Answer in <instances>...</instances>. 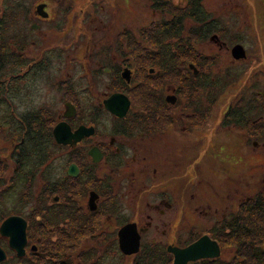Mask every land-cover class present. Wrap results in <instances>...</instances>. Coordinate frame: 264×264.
<instances>
[{
  "label": "flooded vegetation",
  "instance_id": "flooded-vegetation-1",
  "mask_svg": "<svg viewBox=\"0 0 264 264\" xmlns=\"http://www.w3.org/2000/svg\"><path fill=\"white\" fill-rule=\"evenodd\" d=\"M21 1L0 0V264H175L177 250L209 235L195 223L208 225L213 208L229 211L220 197L224 187L242 195L230 215L264 197V162L253 160L264 158L259 70L250 65L230 73L218 64L224 56L230 67L251 64L246 47L240 44L247 57L235 59L239 43L229 44L220 30L208 44V20L199 24L195 15L183 18L182 30L199 24L203 40L165 42L166 24L180 27L182 15L155 9L150 0L141 16L133 15V0H88V12L72 10V0H39L34 10ZM172 2L187 7V0ZM6 50L14 57L10 76ZM249 72L237 90L249 97L222 113L198 102L197 88L228 90ZM53 92L60 95L56 103ZM6 111L17 125L20 117L25 121L8 135ZM209 114L222 129L216 147L208 141ZM60 124L66 143L55 135ZM209 151L218 159L210 165L216 174L237 167L240 177L258 176L259 186L234 187L239 176L230 175V183L219 177L214 195L220 200L204 199L212 192ZM198 180H206L205 188ZM226 216L215 222L226 224ZM209 236L221 250L214 259L222 258L220 241Z\"/></svg>",
  "mask_w": 264,
  "mask_h": 264
},
{
  "label": "rangeland",
  "instance_id": "rangeland-1",
  "mask_svg": "<svg viewBox=\"0 0 264 264\" xmlns=\"http://www.w3.org/2000/svg\"><path fill=\"white\" fill-rule=\"evenodd\" d=\"M74 7L72 10H79L80 8H85L86 12L90 10H92V7H90V2H88V0H72ZM135 1H139V2H135ZM39 2V0H22L21 3L24 6L29 5L30 8H32V10L35 9V6L37 5V3ZM24 6V7H25ZM203 6L206 10V12L208 13V11L211 12L212 17L217 18L218 21V26H219V30L221 31L222 37L225 41H227L229 44H234V43H239L242 44L244 47H246L249 51V53L251 54V64H242L239 65L237 67H233L230 65L232 64L230 62V57H223V59L220 58L218 59V64H221L220 66L227 72V69H230V73H234L236 72V70H247L250 65L252 67H250L249 69L252 71L254 70H259L256 75H255V82H260V91L264 90V0H203ZM133 11L137 12L134 13L133 15L136 16H141V15H148V10H147V4L144 0H133ZM88 9V10H87ZM211 16V15H210ZM211 17V18H212ZM206 42V41H205ZM202 43V42H201ZM207 43H211L210 39L208 37ZM211 49V47H208V50ZM199 50H205V48H200ZM205 52V51H203ZM12 52H9V54ZM230 58V59H229ZM7 61V60H6ZM8 62V61H7ZM201 61H199L200 63ZM9 63V62H8ZM233 68V69H232ZM248 69V70H249ZM223 74V73H222ZM216 74L217 78H216V83L220 82V77H223L225 74ZM250 75V72L247 73V75ZM245 75V74H244ZM242 76V79L239 82H236L234 84H232V88L230 89H226L225 87H220L217 90L214 89L212 92L208 89V91L205 92V90L202 92L201 90L203 88H198L199 91H197L198 96H200L202 99V103L203 105H208V108H217L219 113H222L224 111V109L228 106L229 103H235V100L238 98H245V97H249V95H246L244 93H238V87L239 85L244 82L246 79H249L250 76ZM213 76H215V73L213 72ZM234 78H232V80H238L237 75H232ZM254 76V75H251ZM225 78V77H224ZM252 78V77H251ZM204 78H202V80H197L196 81V86H200V84L204 83L203 81ZM231 80V81H232ZM253 80V79H251ZM229 85V84H228ZM44 87L41 86V90L42 93H39L41 99L44 101V98L46 99V101H49V97L48 95L45 93V90H43ZM197 89V90H198ZM259 90H254V92H258ZM202 92V93H201ZM208 93V97L206 98V95ZM200 94V95H199ZM59 94L53 92L52 93V97H54L53 101L56 103L58 98H59ZM16 97V96H15ZM51 97V98H52ZM217 98V99H215ZM219 98V99H218ZM39 97H36V103L37 104L39 102ZM40 99V100H41ZM208 99L205 103V100ZM15 100V99H14ZM22 102V101H21ZM19 104V108H23L22 104ZM25 107V106H24ZM5 114L4 113V118H5ZM222 116L219 118L221 120ZM6 124L7 119H4ZM213 117L209 114L208 115V123H205L208 125V141H210L211 139L215 140L213 142V147L218 144V141H216V139H218V136L222 133V129H219L216 126L215 120L213 121ZM219 120H217L218 123ZM205 130V129H204ZM6 131V130H5ZM3 133L5 135H8V132H4ZM7 140V139H4ZM251 145V143H250ZM212 147V149H213ZM232 149V148H231ZM237 154V153H234ZM208 160L210 163H208V188L210 189V191H212L211 193L207 192L204 195V199L208 196V201H210V203L212 204H217V199L220 200V197L222 199V201L225 202V206H230V209H232L231 207L234 206V204H238V202L240 201V197L242 195H240V193H234V190L232 192L228 191L226 189V187L223 188V190H221V193H223V196L217 197L214 195V192H216V190L214 188H216V186H220L222 177L221 174L217 171V174L215 173V169H210V165L213 166L215 164V161H217L218 159L215 157V153L213 151H209L208 152ZM229 160V159H228ZM254 161L259 160L260 162H264V158H257V159H253ZM214 162V163H213ZM213 165H212V164ZM247 163H249L248 160L245 161V164L247 165ZM234 164V162H232L231 160H229V165L232 166ZM245 165V167H247ZM203 166V165H202ZM215 166V165H214ZM204 167V166H203ZM233 168H235V170L233 171H229V175L227 178L224 176V180L228 183H230L231 181H233L234 179H236V176H239L238 180L236 179L234 187H239L238 182L240 183H246L247 188L251 187L252 190L254 187L259 186V184H256L255 182L258 180V176L257 177H252L248 175V172H246V174L242 175V177H240L239 172H237V167H230V170H232ZM233 177V180L231 178H229V176ZM230 176V177H231ZM235 176V177H234ZM199 181V186L201 188H205V185H207L206 180H198ZM250 183H249V182ZM241 186V184H240ZM249 186V187H248ZM221 187V186H220ZM219 187V188H220ZM252 190L249 191V189H247V191L252 192ZM204 191H207V189H204ZM218 192V191H217ZM247 192V193H249ZM249 195V194H248ZM247 196V195H246ZM197 197V196H196ZM191 198V197H190ZM203 199V200H204ZM199 201V199H198ZM200 202V201H199ZM204 202V201H202ZM13 202H6L5 204H10ZM7 207H10L7 205ZM246 206H243L242 208L244 209ZM241 208V207H240ZM241 208V209H242ZM230 209L229 211H224L222 210L221 213H216L215 209L213 208L211 210V212L208 215V225H206L205 222H197L195 223L197 225V231L198 233H204V231H208L209 235H212V232L214 231V229L221 224H218L215 222V220H217L218 218L221 219L223 213H226V219L224 220V222H227L226 224L231 223V221L229 220L231 218V215L236 216L239 214V209H237L235 212H233L230 215ZM243 211V210H242ZM246 211L244 210V213ZM187 213L190 214V212L187 210ZM220 216V217H218ZM204 220V218H202ZM223 220V218H222ZM220 232L222 230H219ZM220 234V233H218ZM223 255L222 258H220V261H225L226 262H231L233 258H235L236 256V247L231 246V245H226L225 247H223Z\"/></svg>",
  "mask_w": 264,
  "mask_h": 264
},
{
  "label": "trees",
  "instance_id": "trees-1",
  "mask_svg": "<svg viewBox=\"0 0 264 264\" xmlns=\"http://www.w3.org/2000/svg\"><path fill=\"white\" fill-rule=\"evenodd\" d=\"M150 2L155 9H161L163 12H168L171 15H182L179 18L177 17V21H180V27L177 25V27H175L173 22L166 24V28L163 32L165 42L173 38L178 39L179 43H198L200 40H203L206 35L200 31L199 24L206 20H208V37L212 32L219 30V20L217 18L208 15V19L203 17L201 19L202 13H206L203 0H187V7L183 9L175 7L172 0H150ZM186 15H195V20L199 24L193 25L192 27L187 26L186 29L182 30L183 18H185ZM9 52L8 50L5 51V60L9 62H5V76L13 75V65L10 62L14 57L13 53L9 54ZM2 70L0 68V71ZM204 90L205 88L203 87L201 91L203 92ZM197 91H199V89ZM198 98H200V96H198ZM198 102L203 105L202 101L198 100ZM9 112L6 111L5 118L3 117V119H7L4 125V132L7 131L8 133L12 132L17 125L14 115ZM24 122V118L20 117L17 126L19 127L20 124L23 126ZM35 123H37V121H35ZM22 126L21 129H23ZM245 206L244 209H239L238 215L231 216L229 219L231 223H222L212 232V237L220 241L222 249L226 245L236 247L235 258H233L231 262L226 263L219 259H211L208 260V264H264V197L262 195H257L253 202H249V204ZM244 210L246 211L245 213ZM219 230L222 231L220 232Z\"/></svg>",
  "mask_w": 264,
  "mask_h": 264
},
{
  "label": "water",
  "instance_id": "water-1",
  "mask_svg": "<svg viewBox=\"0 0 264 264\" xmlns=\"http://www.w3.org/2000/svg\"><path fill=\"white\" fill-rule=\"evenodd\" d=\"M214 38V36H213ZM233 56L235 59H245L247 57L245 48L238 44L233 48ZM193 67V66H192ZM197 72V70H196ZM112 101L107 102V106L109 108V103ZM113 111V109L111 108ZM115 114L119 116H124L125 111L119 113L117 111H113ZM62 124L58 125L55 128V135L58 142L66 143V139L68 138L65 135L63 129L61 128ZM79 133V132H78ZM25 238V234H23V239ZM176 254V261L175 264H188L191 261H197L199 259H214L218 258L221 254L220 246L217 241L211 239L209 235L203 236L195 243L191 244L185 249L177 250Z\"/></svg>",
  "mask_w": 264,
  "mask_h": 264
}]
</instances>
